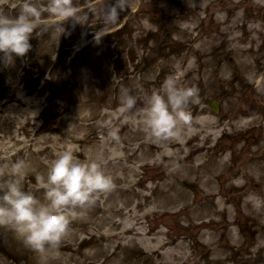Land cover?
<instances>
[{"label": "rangeland", "instance_id": "374dc122", "mask_svg": "<svg viewBox=\"0 0 264 264\" xmlns=\"http://www.w3.org/2000/svg\"><path fill=\"white\" fill-rule=\"evenodd\" d=\"M78 2L90 12L88 24L69 20L61 36L53 29L37 31L25 56L13 64L0 60V165H10L19 157L30 160L33 168L24 180L25 188L43 198L40 174L46 172L61 144L71 143L83 159L102 155L116 187L72 218L58 250L40 253L9 227L0 226V264H87L86 253L98 249L103 253L108 241L121 242L120 227L132 215L142 217L148 237L179 243L178 253L194 249L199 264H207L206 259L215 263L224 254L221 250L200 255L202 243L216 244L217 232L189 235L202 219L213 217L198 207L206 195H219L215 177L206 180L211 177L206 173L224 171L212 164L211 155L224 151L227 171L232 172L235 164L231 147L235 140L223 136L213 141L239 121L245 107H251L246 95L263 108L264 81L258 91L251 88L264 70V24L259 20L264 0H126L115 23L106 22L102 14L109 0ZM20 3L0 0V9L12 14ZM100 30L107 34L98 43L94 37ZM228 58L234 59L232 65ZM170 75L181 85L197 86L200 97L189 105L191 123L179 121L182 133L177 146L170 150L167 143L172 137L159 139L148 131L123 142L119 125L125 122L128 131L145 125L146 97L156 89L164 92ZM71 76L79 80V87L61 89ZM124 86L138 97L131 110L121 106ZM212 99L221 102L218 114L207 106ZM256 115L254 125L264 121L263 112ZM216 125L218 130L206 142L213 150L196 161L188 148L203 138L194 132L211 131ZM114 128L120 131L119 141L111 137ZM147 139L155 145L154 151L147 153L142 145L129 158L131 148ZM169 150L170 156L166 155ZM142 163L146 166L140 168ZM254 196L264 205V187ZM105 231L115 236L104 237L100 245L80 242ZM195 239L200 246L193 245ZM126 257L125 264H151L138 252Z\"/></svg>", "mask_w": 264, "mask_h": 264}, {"label": "clouds", "instance_id": "9594fccd", "mask_svg": "<svg viewBox=\"0 0 264 264\" xmlns=\"http://www.w3.org/2000/svg\"><path fill=\"white\" fill-rule=\"evenodd\" d=\"M126 0H109L102 14L109 23L120 18ZM90 12L78 0H21L18 12L0 9V60L13 64L33 47L31 39L37 31L53 29L60 36L66 22L88 24ZM107 33H95L99 43ZM197 86L181 85L169 76L164 92L156 89L146 97L143 120L146 131L159 139L181 135L179 121L190 124L189 105L199 100ZM138 97L127 86L122 88V108L136 107ZM111 137L119 141L120 131L114 128ZM32 163L19 157L11 164L0 165V226L13 230L31 248L40 253L58 250L69 232L72 218L94 205L104 192L116 187L114 176L106 169L102 155L83 159L71 143L61 144L46 172L40 174L45 191L43 198L26 190L24 180L32 171Z\"/></svg>", "mask_w": 264, "mask_h": 264}, {"label": "bare ground", "instance_id": "6f19581e", "mask_svg": "<svg viewBox=\"0 0 264 264\" xmlns=\"http://www.w3.org/2000/svg\"><path fill=\"white\" fill-rule=\"evenodd\" d=\"M258 82V80H257ZM124 110H121V117H123ZM250 114L247 113L246 110H243L238 119L239 121H236L234 125L231 126V130L242 133L247 128L245 127V123H248L252 120V117H249ZM243 117V118H242ZM249 125V124H248ZM120 129L123 132L122 140L123 142H129L131 141L130 135L135 134L138 135L139 133H146L145 125L137 124V128L135 127L134 131H128L127 124L125 122H122L119 125ZM182 128V127H181ZM196 135L202 134V130H199V132H194ZM188 134V133H186ZM214 134V131H207L203 135V139L199 144H191L189 145V152L192 155H196L194 158L196 161L198 159H202L206 157L205 154L207 151H211L213 148L210 144L206 143L211 141L210 138ZM152 136V135H151ZM173 139H170L167 143V147H169L170 150H172L173 147L177 146L176 143V137H172ZM149 139H147L145 142L142 141L138 143L137 147H132L130 153L128 154L129 158L135 157L137 155V152L139 150V147L142 145H145L147 148V153L153 152L155 149V145L149 144ZM190 142V140L188 141ZM182 149L183 148L178 147ZM1 150V148H0ZM166 151V155L170 156L172 151ZM212 164L223 168L224 170L226 168V159L227 156L225 153L220 152L218 154L211 155ZM136 159V158H135ZM148 166H151V163H147ZM146 164L142 163L140 165L141 167H145ZM166 168V167H165ZM221 170V171H222ZM170 171V170H168ZM169 173V172H168ZM149 197V196H148ZM132 211V210H130ZM114 222L112 225H115ZM142 217L136 215L131 217V220L126 223L125 225H122L120 227V234L122 235L121 242L118 244H115L113 241H108L106 244H104L102 251L100 252L98 249L97 251H91L90 253H86L85 257L88 259L87 264H123L124 261H126V255L127 254H135L136 252L143 254L148 257L151 264H173L172 261L175 259V264H196V261L194 260V256L190 254L189 252L184 253H178L177 250L179 248V243H173L172 241H165L162 237H159L157 239H153L148 237V231H143L142 229ZM120 225V224H119ZM115 234L113 232L105 231L101 234L97 235L93 238H88L87 240H81L80 242H91V243H98L100 245L104 241V237H114ZM176 256L174 257V255ZM68 264V263H66ZM125 264V263H124Z\"/></svg>", "mask_w": 264, "mask_h": 264}, {"label": "flooded vegetation", "instance_id": "af4514ba", "mask_svg": "<svg viewBox=\"0 0 264 264\" xmlns=\"http://www.w3.org/2000/svg\"><path fill=\"white\" fill-rule=\"evenodd\" d=\"M232 210L231 224L225 223L222 230L229 227L241 243L234 250H226L228 254L216 264H264V209L252 216L241 202L235 201Z\"/></svg>", "mask_w": 264, "mask_h": 264}]
</instances>
